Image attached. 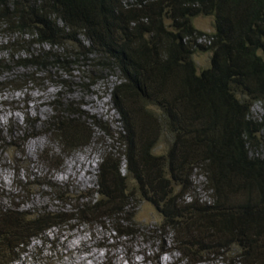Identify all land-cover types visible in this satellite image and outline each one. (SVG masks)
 Masks as SVG:
<instances>
[{
	"label": "rangeland",
	"instance_id": "rangeland-1",
	"mask_svg": "<svg viewBox=\"0 0 264 264\" xmlns=\"http://www.w3.org/2000/svg\"><path fill=\"white\" fill-rule=\"evenodd\" d=\"M160 19L166 30L173 33L179 31L168 13H162ZM193 23L202 32L193 55L198 72H201L212 65L213 50L210 46L212 35L216 32L215 18L202 14L195 17ZM15 30L13 26L5 27L0 23V210L11 207L17 212L33 213L38 209H52L66 211L70 217L75 204L85 202V208H88L100 197L101 164L108 158L113 160L120 174L126 176L123 189L114 190L124 193L116 209L123 208L125 204L130 206L126 214L117 215L114 220L113 213L101 209L99 215H95L97 211L88 214V222L74 221L70 228L53 229L49 233L52 244L41 239L33 240L25 249L27 253L16 264H239L240 252L249 249L238 247L241 237L231 236L226 242L224 232L216 226L217 222L203 217L188 204L197 200L202 209L219 200L229 210L237 211L245 205L243 199L251 194L248 186L238 185L235 190L222 186L218 197H215L209 179L211 169L205 167L208 162L205 157L197 165V170L194 169L191 178H188L187 171L180 173L181 180L186 184L174 183L171 186L175 199L168 207L173 212L175 225L181 230L177 234L181 239V248L194 257L192 261H185L183 255L175 250L177 244L173 240L176 235L166 227L164 212L155 203L143 198L142 183L152 192L147 184V172L139 168L140 179L137 170L128 166L127 151L130 154V149L132 158L137 159L139 165L148 161L141 159V151L146 147L151 159L148 161L150 173L153 162L162 165L164 176L171 178L172 168L175 172L179 171L176 156L187 149L185 135L191 134L187 127L189 123L184 121L179 125H170L164 121V113L165 109L176 113L187 107L185 101L176 98L184 90L182 85L186 71L176 67L166 76L154 72L151 79L149 77L145 81L148 90L145 99L128 96L120 102L127 120L134 125L129 130L112 97L115 85L125 81L124 74L113 61H109L104 69L93 68L90 65L92 55L75 48L76 42L63 44L62 47L67 48L64 52V48H51L50 43L41 42L31 34L21 35ZM76 34L79 42L89 45L82 34L77 31ZM138 39L133 37L132 43ZM142 39L147 41L150 37L143 36ZM43 52H47L46 57L40 56ZM33 55L36 59L31 61ZM150 84L153 87L149 88ZM69 87L75 95L93 97L95 108H104L105 112L108 109L109 113H93L88 105L79 103V100H67L61 92L68 91ZM90 91L96 92L93 94ZM30 94H43V97L33 102ZM13 98L16 100L12 101ZM26 106L30 110L28 114L25 113ZM250 110L255 116L264 115V103H252ZM13 115L19 120L13 121ZM191 118L197 123L204 116L195 112ZM206 125L203 124L204 127ZM60 126L69 127L65 132L67 143L64 145L58 139L64 133L57 128ZM198 126L202 125L198 122ZM207 149L203 147L199 157ZM83 154L86 156L80 158ZM189 155L192 154H183L182 163ZM256 155L264 158V145H259ZM71 161V178L64 179L63 170ZM182 166L188 169L186 164ZM166 204L164 202L162 206ZM263 204L259 202L260 206ZM106 214L112 216H102ZM117 227L128 234L121 236L116 232ZM256 241L255 252L260 254L263 251L261 254L264 256V246L259 247L264 244V235L258 236ZM249 244L251 246L252 243ZM223 245H227L225 251L220 250ZM72 246L78 249L73 252L70 249ZM207 246L217 250L218 255H208ZM53 249L56 251L51 252Z\"/></svg>",
	"mask_w": 264,
	"mask_h": 264
},
{
	"label": "trees",
	"instance_id": "trees-1",
	"mask_svg": "<svg viewBox=\"0 0 264 264\" xmlns=\"http://www.w3.org/2000/svg\"><path fill=\"white\" fill-rule=\"evenodd\" d=\"M162 13H168L174 19L178 32L166 30L160 19ZM202 14L215 18L216 32L210 46L213 50L212 65L198 72L193 55L202 32L195 27L193 20ZM0 23L5 27L13 26L21 35L36 36L41 42L50 43L51 48H64V52L67 48L62 47L63 44L76 42L75 48L92 55L90 65L93 68L104 69L109 61H113L124 74L125 81L115 85L112 97L129 130L134 125L127 120L120 102L128 96L145 99L148 95L145 81L151 79L154 72L166 76L176 67L185 70L184 90L176 98L185 101L187 107L176 113L165 109L164 113V121L170 125L189 123L187 127L191 134L185 135L187 149L176 156L179 171L172 168V177L164 176L162 165L153 162L150 173L148 161L151 159L146 147L141 151V159L148 161L139 165L137 159L132 158L130 149V154L127 151L128 166L137 170L140 179L139 168L147 172V184L152 192L142 183L143 198L164 212L166 227L176 235L173 240L177 244L175 250L186 261H192L194 257L181 248V239L177 235L181 230L175 225L169 208V203L175 199L171 186L174 183L186 184L180 173L187 171L188 178H191L205 157L208 160L205 167L211 169L209 179L215 197H218L222 186L231 190L238 185L248 186L251 194L243 199L245 205L237 211L229 210L219 200L202 209L197 200H192L188 207L216 221V226L225 234L226 242L231 236L241 237L238 247L249 249L240 252L239 264H264L261 263L263 251L260 254L255 252L257 237L264 235V204L259 205V202H264V158L256 155L259 145H264V115L255 116L250 110L252 103H264V0H0ZM76 31L88 40L89 45L78 41ZM143 36L150 39L146 41ZM133 37L139 39L132 43ZM40 56L46 57L47 52ZM35 59L33 55L31 61ZM195 112L204 116L198 121L202 126L191 118ZM57 128L64 132L58 138L64 145L67 143L65 132L69 127ZM203 147L208 149L199 157ZM188 152L192 155L182 163L183 154ZM109 160L105 159L101 164L100 197L88 208H85V202L75 204L70 217L66 211L52 209H38L33 213L17 212L11 207L0 210V264L19 263L33 240L41 239L52 244L49 233L53 229L70 228L74 221L88 222V214L97 211L95 215H99L101 209L108 210L113 213L112 220L117 215L126 214L130 207L128 204L116 209L123 191H114L122 188L126 176L114 167L113 160ZM164 202H167L166 206H162ZM116 232L121 236L128 234L119 227ZM245 240H249L251 246ZM207 247L208 255H218L217 250ZM226 247L223 245L219 249Z\"/></svg>",
	"mask_w": 264,
	"mask_h": 264
},
{
	"label": "bare ground",
	"instance_id": "bare-ground-1",
	"mask_svg": "<svg viewBox=\"0 0 264 264\" xmlns=\"http://www.w3.org/2000/svg\"><path fill=\"white\" fill-rule=\"evenodd\" d=\"M45 92H48V90H46ZM91 93H95L96 91H90ZM62 94H64L67 98V100H70V101H74V100H79V103H83V104H85V105H88V107H90V109H92V111H93V113H97V114H100V115H102V114H108L109 113V110L108 109H106V112H105V110H104V108H101V109H96L95 107H96V102H95V100L93 99V97H83V96H81L79 93H77L76 95L74 94V91L69 87V89H68V91H62L61 92ZM29 95V94H28ZM27 95V96H28ZM31 95V94H30ZM10 96V95H9ZM32 96V95H31ZM18 97V96H17ZM29 97V96H28ZM33 97V102L37 99V98H41V97H43V94H39V95H37V96H32ZM13 100H16V99H12V101ZM3 101H8L7 99H3ZM77 103V102H76ZM79 106V105H78ZM26 108V110H25V113L26 114H28L29 113V109H27V106L25 107ZM79 108V107H78ZM11 117V116H10ZM35 117H37L38 118V116L36 115ZM11 118H13L14 120L13 121H18L19 120V117H16V116H12ZM39 119V118H38ZM12 120V119H11ZM25 147V146H24ZM24 149V148H23ZM23 151H25V150H23ZM83 156H86V155H81V156H79L80 158H82ZM78 157V158H79ZM75 158V157H74ZM73 158V159H74ZM78 158H75V159H78ZM87 158H89V157H87ZM72 159V160H73ZM72 165H73V163H72V161L70 162V164L68 163V165H67V168L65 169V170H63V174H62V177L65 179L66 177H68V178H71V173H72ZM4 169V168H3ZM5 169H7V166L5 165ZM16 170H17V168H16ZM94 171V170H93ZM18 175V174H17ZM70 180V179H69ZM32 195V194H31ZM31 198V197H30ZM36 198V197H35ZM79 236H81V235H79ZM81 240V239H80ZM85 241V240H84ZM69 243H71V242H69ZM82 243V242H81ZM80 243V244H81ZM78 245H79V243H78ZM69 246H71V245H69ZM74 247H76V248H74ZM70 248V247H69ZM70 249H72V251L73 250H76V249H78V247L77 246H72ZM69 251H71V250H69ZM74 252V251H73ZM168 261V260H167ZM138 263V262H137Z\"/></svg>",
	"mask_w": 264,
	"mask_h": 264
},
{
	"label": "clouds",
	"instance_id": "clouds-1",
	"mask_svg": "<svg viewBox=\"0 0 264 264\" xmlns=\"http://www.w3.org/2000/svg\"><path fill=\"white\" fill-rule=\"evenodd\" d=\"M161 248H162V246H161ZM176 251H178V250H176ZM179 252V251H178ZM180 253V252H179ZM186 261V260H185ZM199 262H201V261H199Z\"/></svg>",
	"mask_w": 264,
	"mask_h": 264
}]
</instances>
